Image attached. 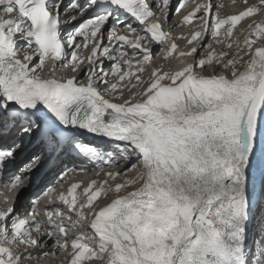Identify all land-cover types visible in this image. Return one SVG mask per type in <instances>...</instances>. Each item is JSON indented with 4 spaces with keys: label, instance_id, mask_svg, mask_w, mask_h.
Instances as JSON below:
<instances>
[{
    "label": "snow or ice",
    "instance_id": "snow-or-ice-1",
    "mask_svg": "<svg viewBox=\"0 0 264 264\" xmlns=\"http://www.w3.org/2000/svg\"><path fill=\"white\" fill-rule=\"evenodd\" d=\"M233 4L0 0V186L17 194L0 264H264V0Z\"/></svg>",
    "mask_w": 264,
    "mask_h": 264
},
{
    "label": "bare ground",
    "instance_id": "bare-ground-1",
    "mask_svg": "<svg viewBox=\"0 0 264 264\" xmlns=\"http://www.w3.org/2000/svg\"><path fill=\"white\" fill-rule=\"evenodd\" d=\"M194 2H195V0H185V1H183V4H184V7H186V6H189V5H193ZM199 2H203V0H199ZM212 3H213V5H216L217 3L222 4L224 7L222 8L221 12H225V11L230 12V13L231 12H236V8H235V5L233 4V0H218V2L216 0H212ZM197 15H199V14H197ZM182 19H183V17L178 14V16H176L174 19H172V21L174 22V21H179V20H182ZM196 23H197V20L194 19L189 25L182 26V27H176L175 31L173 32V35L178 37V40L181 38V39H183V41H186V38L190 36V33L187 32L188 31V26L194 27L196 25ZM178 43L180 44L181 47H183V44L180 43V41ZM155 62L159 64V63H162L163 61H162V59L159 56H157ZM173 66H175V64H173ZM86 139H87L86 142H89V143H91L93 141L92 139H90V140L88 138H86ZM94 139L99 140V138H94ZM39 150H40V148H39ZM33 151H37V148H35ZM25 155H26V152L23 153V157ZM40 170H38L37 173H39ZM58 172H59V168L58 167H52V169L50 170V174H47L48 177L46 179H44L43 181H41V185L42 186L40 187V190L43 188V186H45V184H46V182L48 180H55ZM69 177H71V178L72 177H77L76 179L73 180V182L75 180H89V179H91L90 176H84V175L73 176L72 173L69 174ZM2 188L3 187L0 186V189H2ZM4 190H5V195L7 196V198L6 197H2L0 195V208H3L5 206V203H4L5 198L7 199V201H9L8 197L15 193V192H8L6 189H4ZM24 204L25 203L18 205L17 209L20 210L22 205H24ZM255 232H256V230H255Z\"/></svg>",
    "mask_w": 264,
    "mask_h": 264
},
{
    "label": "rangeland",
    "instance_id": "rangeland-1",
    "mask_svg": "<svg viewBox=\"0 0 264 264\" xmlns=\"http://www.w3.org/2000/svg\"><path fill=\"white\" fill-rule=\"evenodd\" d=\"M183 1L185 0H180L181 3H183ZM218 2V0H216ZM218 4V3H217ZM188 6H186L185 8H187ZM184 9L182 8L181 9V12L183 11ZM222 10V9H221ZM173 12H174V9H173ZM222 13H225V14H235V12H222ZM179 13H176L174 16H170V20L172 21V19H174L176 16H178ZM190 26H188L189 28ZM187 29V28H186ZM188 32V31H187ZM181 39V38H180ZM178 40V42L180 41V43L183 44V46L187 43V40L186 41H183V39L181 40ZM207 42V40H206ZM156 51L158 52L159 49L156 48ZM84 141H87L86 138H83ZM23 162V161H21ZM52 169V167L50 168V170ZM50 170L48 172L46 171H40L39 173H37L33 179H32V183H31V186L27 189H23L21 192H19L18 194V198L16 199L15 201V206L16 208L18 207V205L20 204H23V203H26L28 202L29 198L34 196L36 194V192L38 191V189L41 187V181H43L44 179H46L48 177L47 174H50ZM17 194L14 193L12 196H16ZM5 207V206H4ZM256 230V232H255ZM255 234L257 237L259 236V231H257V228H256V224H255V221L253 222V225L250 227L249 229V235H250V238L251 236Z\"/></svg>",
    "mask_w": 264,
    "mask_h": 264
}]
</instances>
